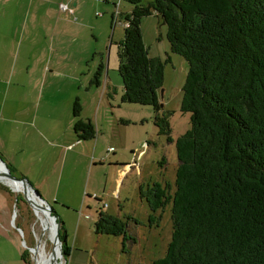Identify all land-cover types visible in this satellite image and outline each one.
Returning <instances> with one entry per match:
<instances>
[{
    "label": "trees",
    "instance_id": "obj_1",
    "mask_svg": "<svg viewBox=\"0 0 264 264\" xmlns=\"http://www.w3.org/2000/svg\"><path fill=\"white\" fill-rule=\"evenodd\" d=\"M123 1L132 9L117 52L121 104L151 107L158 135L170 133L171 113L159 102L167 61L148 56L142 19L160 18L170 52L188 64L180 111L190 115V127L175 141L174 191L153 185L141 193L150 220L171 205V240L152 264H264V0ZM103 70L99 65L93 85ZM80 111L76 99L73 131L92 140L96 129ZM94 230L126 240L125 222L102 209ZM60 240L65 259V232ZM28 257L22 253L30 264Z\"/></svg>",
    "mask_w": 264,
    "mask_h": 264
},
{
    "label": "crops",
    "instance_id": "obj_2",
    "mask_svg": "<svg viewBox=\"0 0 264 264\" xmlns=\"http://www.w3.org/2000/svg\"><path fill=\"white\" fill-rule=\"evenodd\" d=\"M101 2L109 0H0V159L46 203L67 204L70 192L98 179V167L119 171L117 182L133 167L121 166L112 146L121 138L110 116L125 105L123 86L107 69L99 86L92 84L105 59L109 66L111 47L123 40H112L116 15L98 13ZM76 99L80 119L96 129L92 140L73 131ZM9 221L0 211V264H27Z\"/></svg>",
    "mask_w": 264,
    "mask_h": 264
},
{
    "label": "rangeland",
    "instance_id": "obj_3",
    "mask_svg": "<svg viewBox=\"0 0 264 264\" xmlns=\"http://www.w3.org/2000/svg\"><path fill=\"white\" fill-rule=\"evenodd\" d=\"M113 5L117 6V13ZM99 6L101 10L96 9L98 13L107 10V13L116 15L118 27L112 40L117 42L123 39L124 17L129 14L132 6L123 0L119 2L109 0L107 4L101 2ZM141 35L145 46L150 50V56L160 58L163 62L167 61L164 66L162 102L160 94L159 102L162 105V112L171 113L168 119L170 133L168 136L158 135V129L153 123L155 113L151 107L124 105L112 111L110 117L114 126L120 124L118 130L121 134V138L117 134L119 144L112 145L113 149L118 154V159L122 161L119 162L121 166L133 167H128L118 182L116 175L119 171L115 174L111 167H98L95 170L99 172L98 179L93 178L89 188L70 192L67 204L47 203L57 222L63 227V230L60 228L59 234L64 241L65 232L69 248L68 257L63 259L61 254L59 264H152L165 255L171 240V205L157 211L150 220L152 213L145 199L141 198V193L145 194L153 185L167 186L170 194L174 191L178 166L175 141L190 127V115L180 111L188 64L182 57L170 52L166 26L160 18L155 16L143 18ZM117 52L118 47L114 44L111 47L109 66L107 59L104 60L102 78L105 77L107 69L109 77L116 85L122 86L117 72ZM120 117H124L127 122L125 127L120 122ZM112 129L115 130L116 127ZM3 186L8 192L4 190L3 196L0 197V211L10 217L11 234L17 238L20 252L29 253L30 264H38L40 245L34 247L46 229L22 194L12 192L8 186ZM99 209L125 222L126 240L123 236L95 233L94 222ZM43 241L46 251L53 252L55 246L52 239L50 241L48 236H45ZM29 248L34 250L30 252ZM61 248L62 246L60 253Z\"/></svg>",
    "mask_w": 264,
    "mask_h": 264
},
{
    "label": "water",
    "instance_id": "obj_4",
    "mask_svg": "<svg viewBox=\"0 0 264 264\" xmlns=\"http://www.w3.org/2000/svg\"><path fill=\"white\" fill-rule=\"evenodd\" d=\"M162 93L163 90L161 89L159 91L160 94V100H162ZM162 107V105L160 104ZM0 184H4L5 186L9 187L10 185H14L15 187H21V190L19 189H12L10 190L12 192H20L24 198V200L30 205L31 209L34 212V209H39L43 214H46L50 218H53L55 221L56 217L52 216V210L50 206L41 198L38 192H35L31 186V184L23 179V178H17L15 176H12L5 165V163L0 159ZM19 233L22 234L21 230L18 229ZM60 224L56 222V228H55V234H54V243L56 245H59V248L61 247V240H60ZM43 236V233L39 236L38 243L34 248H37L39 245V242L41 241V238ZM53 244V243H52ZM53 248V247H52ZM30 252L34 249L29 248Z\"/></svg>",
    "mask_w": 264,
    "mask_h": 264
},
{
    "label": "bare ground",
    "instance_id": "obj_5",
    "mask_svg": "<svg viewBox=\"0 0 264 264\" xmlns=\"http://www.w3.org/2000/svg\"><path fill=\"white\" fill-rule=\"evenodd\" d=\"M12 189H19L21 190V187H15L14 185H10ZM36 211V214L38 216V220L44 225L46 231L45 234L42 236L41 241L39 242V259L38 264H59L58 260L61 256L59 245H56L54 243V234H55V228H56V222L53 218H50L46 214H43L39 209H34ZM48 236V238L52 239L55 249L53 252H47L45 247V242L43 241L44 237ZM47 242V241H46ZM49 242V241H48Z\"/></svg>",
    "mask_w": 264,
    "mask_h": 264
},
{
    "label": "built area",
    "instance_id": "obj_6",
    "mask_svg": "<svg viewBox=\"0 0 264 264\" xmlns=\"http://www.w3.org/2000/svg\"><path fill=\"white\" fill-rule=\"evenodd\" d=\"M119 2V1H118ZM61 9L62 10H65L66 9V6H61ZM115 9H116V13H117V6H115ZM72 12V11H71ZM126 24H124V26H125Z\"/></svg>",
    "mask_w": 264,
    "mask_h": 264
}]
</instances>
